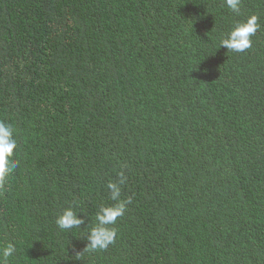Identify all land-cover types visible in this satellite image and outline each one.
I'll use <instances>...</instances> for the list:
<instances>
[{
  "label": "trees",
  "instance_id": "1",
  "mask_svg": "<svg viewBox=\"0 0 264 264\" xmlns=\"http://www.w3.org/2000/svg\"><path fill=\"white\" fill-rule=\"evenodd\" d=\"M0 120L8 264H264V0H0ZM120 173L115 242L75 256ZM69 205L88 227L56 226Z\"/></svg>",
  "mask_w": 264,
  "mask_h": 264
},
{
  "label": "clouds",
  "instance_id": "2",
  "mask_svg": "<svg viewBox=\"0 0 264 264\" xmlns=\"http://www.w3.org/2000/svg\"><path fill=\"white\" fill-rule=\"evenodd\" d=\"M228 9L239 15L241 12L242 0H225ZM256 14L249 15L245 20L238 21L223 35L219 42V48L224 47L228 51L242 53L252 47V37L256 35L260 24ZM17 148L15 129L9 123L0 120V190L7 183L8 177L17 167L18 162L14 158V150ZM119 182L109 181V199L114 204H102L95 213L94 223L88 227L85 225L86 215L83 211H78L76 206L69 205L57 215L55 224L61 231H70L81 228L82 225L88 227L86 244L82 251H76L75 256L87 251L105 250L110 244L115 242L117 228L115 225L127 211V205L131 202V197L121 198V185L125 183L126 177L120 173ZM84 227V228H85ZM83 229V228H81ZM16 251L13 243H7L0 248V264H8V259Z\"/></svg>",
  "mask_w": 264,
  "mask_h": 264
}]
</instances>
